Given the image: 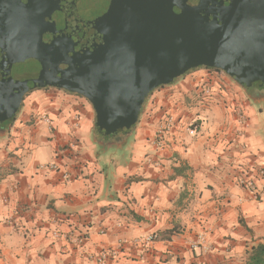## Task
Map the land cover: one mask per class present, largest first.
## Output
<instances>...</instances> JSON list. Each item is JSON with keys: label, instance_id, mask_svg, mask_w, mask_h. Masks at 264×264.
Returning a JSON list of instances; mask_svg holds the SVG:
<instances>
[{"label": "crops", "instance_id": "obj_1", "mask_svg": "<svg viewBox=\"0 0 264 264\" xmlns=\"http://www.w3.org/2000/svg\"><path fill=\"white\" fill-rule=\"evenodd\" d=\"M94 121L84 97L49 87L0 124V264H98L103 250V264H243L264 241V88L200 67L154 89L128 133L98 140Z\"/></svg>", "mask_w": 264, "mask_h": 264}, {"label": "water", "instance_id": "obj_2", "mask_svg": "<svg viewBox=\"0 0 264 264\" xmlns=\"http://www.w3.org/2000/svg\"><path fill=\"white\" fill-rule=\"evenodd\" d=\"M200 67L264 88V0H0V124L51 87L84 97L100 136L128 133Z\"/></svg>", "mask_w": 264, "mask_h": 264}, {"label": "built area", "instance_id": "obj_3", "mask_svg": "<svg viewBox=\"0 0 264 264\" xmlns=\"http://www.w3.org/2000/svg\"><path fill=\"white\" fill-rule=\"evenodd\" d=\"M172 124H173V116L171 114H166L165 116H163V120L162 123L159 125L156 135H155V141L154 144L157 147H163L165 144V136L166 134L171 130L172 128ZM190 134H194L196 132V126L195 125H191L189 126L188 129ZM40 168L43 169H55L57 167L56 163H49V164H41L39 166ZM260 175H264V171L260 170L259 171ZM236 183L240 186V187H245L249 190H257V181L254 177H251L246 171H242L236 179ZM56 234V233H54ZM73 236V235H71ZM74 238H81V235H74ZM155 236L153 234H149V235H143L140 237H137L134 239L133 243L140 245V246H147L149 245L151 242H153ZM113 254V251L111 250H103L101 252H99L96 257L95 260L98 264H103L105 263V261L107 260V258L109 256H111Z\"/></svg>", "mask_w": 264, "mask_h": 264}, {"label": "trees", "instance_id": "obj_4", "mask_svg": "<svg viewBox=\"0 0 264 264\" xmlns=\"http://www.w3.org/2000/svg\"><path fill=\"white\" fill-rule=\"evenodd\" d=\"M11 120L12 119H9L5 121V123H8ZM94 134L98 140H104V138L98 134L95 127ZM243 264H264V241L253 243L246 248L243 255Z\"/></svg>", "mask_w": 264, "mask_h": 264}, {"label": "flooded vegetation", "instance_id": "obj_5", "mask_svg": "<svg viewBox=\"0 0 264 264\" xmlns=\"http://www.w3.org/2000/svg\"><path fill=\"white\" fill-rule=\"evenodd\" d=\"M2 124H5V122H4V123H2Z\"/></svg>", "mask_w": 264, "mask_h": 264}]
</instances>
